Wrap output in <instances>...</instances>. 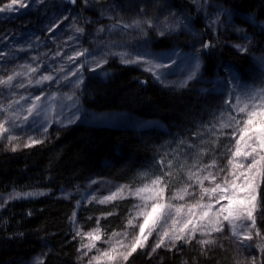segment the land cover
<instances>
[{"label": "trees", "instance_id": "obj_1", "mask_svg": "<svg viewBox=\"0 0 264 264\" xmlns=\"http://www.w3.org/2000/svg\"><path fill=\"white\" fill-rule=\"evenodd\" d=\"M211 1L236 13L250 15L256 21H264V0ZM48 2L50 5H60L62 0ZM114 2L121 3L125 8L129 4L126 0ZM172 2L174 6L187 4L183 0ZM40 7L36 4L21 9L20 13L7 18L0 14V40L4 41L0 43V49L5 52V57L0 59V78L6 79L11 75V69L13 71L16 67L22 70L28 65L35 67L29 63L33 57L43 60L54 55L74 33L69 21L61 23L53 32L45 33L43 29L49 20L55 18L58 9L40 11ZM83 15L90 19L99 18L98 13L94 15L93 11ZM191 16L190 25L197 33L199 45L202 39L208 38L216 44L211 55L200 57L205 76L209 79L224 77L228 74L225 66H231L241 82L251 85V77L258 76L263 70L252 61L251 55L245 58L244 54L232 47L238 42L237 38L227 31L214 33L201 15ZM105 22L106 19L103 20ZM240 25L252 35L254 42H261V33L248 26L246 21H241ZM90 31L93 36H81L79 48L91 50L93 41L98 37H95L94 29ZM33 34L42 37L39 47L19 50ZM152 39V50H188L189 37L185 33L163 43L160 37ZM5 60L8 61L7 66ZM105 69L107 75L103 78L83 71L84 81L78 87L83 89L81 106L94 112H127L141 120L160 122L163 129L114 128L80 123L50 126L43 143L19 147L16 152L5 150L4 139L0 136V194L13 190H48L57 193L81 184L89 177L122 183L136 189L149 183L152 172L159 167L157 160L160 157L169 162L175 184L200 165L201 160L207 159L210 154L203 153L201 156L200 152L216 138L208 125L214 122L212 113L220 103L219 93L206 99V94L199 90L195 82L186 87L163 86L153 82L146 72L120 64L114 58L102 65L101 70ZM12 83L16 84L14 80ZM0 90H3V86H0ZM201 125L203 127L198 135L190 137L189 134L196 132ZM192 139H195V146L188 148ZM219 139L226 143V139L221 136ZM181 140L184 145H181ZM175 190V186H171L165 195ZM51 195L10 201L7 208L0 211V264H27L42 251L47 253V264L83 263L77 259V250L85 239L83 236L72 239L74 230L69 221V217L73 216L75 198L64 200ZM131 209L130 200L114 201L108 205L90 203L81 208L77 218L84 230L97 228L101 241H104L114 233L125 230ZM29 211L31 216L28 215ZM108 212L112 214L108 215ZM18 232L24 234L22 238H10ZM148 251L150 247L138 249L126 264H238L232 258L231 251H221L214 246L211 255H201L200 246L192 248L190 245H185L182 251H169L161 247L151 256L143 254Z\"/></svg>", "mask_w": 264, "mask_h": 264}, {"label": "snow or ice", "instance_id": "obj_2", "mask_svg": "<svg viewBox=\"0 0 264 264\" xmlns=\"http://www.w3.org/2000/svg\"><path fill=\"white\" fill-rule=\"evenodd\" d=\"M39 4L40 11L49 8L58 9L55 18L47 22V26L43 29L45 33H51L60 26L64 21H69L74 29L73 35L69 36L70 40H74L80 44L81 36H93L90 29L95 30V37H99V43L103 45L99 50H89L85 48H74L71 55L65 54L66 58L72 61L74 67H67L61 63L60 69L62 74L49 72L46 66L42 72H39L37 78H28V86L33 83L39 86L38 94L25 98L23 94L19 95L18 100H12L7 105H0V136L8 141L4 145L5 150L16 152L20 147L19 144L11 142L18 139V135L14 132L16 128H23L26 132L31 124L17 123L21 119L23 113V121L28 122L29 117L32 118L31 123H39L43 119V112L48 105L43 101L49 97L61 93L63 88H76L70 94H66V99L70 101L63 105L70 115L66 118L67 123L71 124L75 120L81 118L80 96L83 89L78 86L83 83L84 76L79 69L85 67V61H91L88 64L86 71H96L102 65L107 64L109 58L113 54L122 55V63L137 64L145 66L146 70L153 68H169L170 64H176L177 58H181L182 54L176 49H172L165 53L141 52L139 49L147 48L153 43L152 33L161 38V43L165 40L180 34V29H190L188 18L181 15L176 16L169 11V15L174 18L169 20L167 16L161 19V16H149L148 6L152 5L160 8L161 12L169 10L173 5L169 4V0H129L128 7L125 8L121 3H116L114 0H109L108 3H101L100 0H62L60 5H50L48 0H0V14L6 18L14 14L20 13L21 9L31 8ZM208 7L207 0H201L197 4V11H204ZM93 11V14L98 13L99 18L90 19L83 15L86 12ZM180 11V10H177ZM225 9L222 7L215 8V16L209 15L208 28L218 33L223 21L220 19L225 14ZM133 12L134 15L124 20L122 14ZM112 21L111 24H104L103 20ZM255 24L254 17H250ZM80 21L81 23L77 24ZM98 26V27H97ZM67 27V25H66ZM236 31L242 32L243 36L238 39L242 43L233 44L232 47L240 54H244L245 58L251 55L254 47H258L254 43V38L249 36L244 29L236 28ZM261 32L264 33V26H261ZM79 33L80 35H76ZM113 34H122L125 37L132 36L133 38H143V43L137 44L129 49V46L123 43H114L111 40ZM109 37L107 43L103 37ZM42 39L40 35L33 34L29 41L22 45L19 50L24 47L34 49L39 47V42ZM53 39H55L53 37ZM0 40V43H3ZM47 47V45H45ZM216 44L210 39H202L199 48L193 46V54L190 57L192 63L187 69V74L182 82L183 86H188L189 81L201 82L200 75L202 55H211L215 50ZM262 55L256 59L259 60L261 68H264V48L258 49ZM54 55L59 56L57 51ZM84 56V60L77 61L76 58ZM5 57V52L0 49V59ZM35 60V57H33ZM149 61L152 66L148 67ZM8 61L5 60V66ZM39 64L35 67L30 66L31 73H37ZM225 71L228 73L222 79L210 80L208 85L203 89L206 93V99L213 97L215 92H219L220 103L216 105V111L212 113L213 123L208 127L215 134L216 138L211 140L208 146L201 149L200 155L209 153L207 159L201 160L200 165L195 167L194 171H189L187 177H181L179 181L173 184V173L169 162L164 161L163 157L157 160L159 167L152 172L149 178V183H145L135 190V195L141 201L150 199L151 204L141 203L134 205L137 209L136 215L129 214L128 226L138 227V233L132 235V239L126 244L121 242V251L117 253L116 248L110 246L111 250L96 249L100 255L88 256L94 247V243L84 245L81 243L77 250L79 255L78 260H84L87 257L86 264H102L107 261L108 264H115L117 260L126 262L137 249L145 247L148 237L152 234V229L146 227L153 223L160 212L165 208L168 209V216L161 225V231L157 233L150 251L143 253L146 256H151L157 249L161 247L167 248L169 251H182L185 245H190L192 248L200 246L201 255H211L213 246L223 247V239L227 237L229 241L235 245L238 250L250 251L253 248L252 242L258 237H264V231L261 226H258V221H264V72L258 76H252V83L248 85L240 83L238 77L232 70L231 66H225ZM99 74V73H98ZM107 75V70H104ZM26 73H13L8 75L6 79L0 78V84L7 85L8 88H25L24 80H18L16 84L12 81L16 76H27ZM153 75L157 80L163 82L165 73L153 71ZM75 77V79H71ZM48 83H45V82ZM64 81L65 83H61ZM146 83V82H145ZM55 88V92L52 89ZM258 89V91H257ZM24 101V103H21ZM40 101V105H37ZM16 105L17 107H13ZM227 113L228 119H224ZM62 115V113L58 114ZM218 121V130L217 123ZM64 123L63 120L60 121ZM203 125L196 129V132L190 133V137L198 135ZM41 128L44 132L48 130V124L45 121ZM231 131H226V130ZM220 136H226L227 142L220 141ZM43 143L42 139H34L28 137L24 147H32L35 144ZM184 145V141H180ZM213 145H218L213 147ZM195 146V139L190 140L188 148ZM156 158H154L155 160ZM207 182V183H206ZM171 186H175L176 191L171 195L167 204L163 202L164 194ZM148 191L150 194L146 198L140 193ZM32 193H26L25 196H31ZM22 198L15 190L9 193L5 198H0V211L7 208L8 202ZM111 197H108L110 199ZM192 203L188 205L187 200ZM185 201L184 205L177 206L173 201ZM79 204V202H77ZM187 211V217L182 221V226L167 230L165 225L167 220L172 218V211L179 214L182 210ZM193 209H199L194 212ZM111 215V212L107 213ZM31 216V211L28 212ZM76 213L69 217V221L74 230L72 239L83 235L78 229V221L75 220ZM137 217H142V222L135 223ZM236 221H246L247 223L237 224ZM175 222V221H173ZM7 223L6 221L4 222ZM191 225V227H189ZM231 235L229 236L228 233ZM98 229H94L88 233L89 241H95L100 237L94 235ZM22 232L14 233L10 238H22ZM113 235H116L115 233ZM127 235V233L123 234ZM259 249L260 256L250 254L248 257L250 264H264V242L255 245ZM87 249V251H85ZM50 251V249H49ZM32 264H47V253L41 252L36 257Z\"/></svg>", "mask_w": 264, "mask_h": 264}, {"label": "rangeland", "instance_id": "obj_3", "mask_svg": "<svg viewBox=\"0 0 264 264\" xmlns=\"http://www.w3.org/2000/svg\"><path fill=\"white\" fill-rule=\"evenodd\" d=\"M126 1L129 2V0H126ZM172 1L173 0H169L170 5H173ZM183 1L187 3L185 6L180 5V4H177L175 6L173 5L174 7H171L169 10H166L164 12L160 11V8L162 7V5H159L157 7H153L152 5H149L148 6V14H149V16H153V17L154 16H161V19H163V17L167 16L169 20H172L174 17L172 15H169V11L173 12L176 16L181 15V12H182V14L188 18L187 22L190 24H191V18H192L191 15H201L204 19V22L206 23V25L208 27V25H209L208 16L211 15L214 18L215 8L217 6L222 7V6L214 3L211 0H207L208 7L204 11L198 12L197 11V4H199L201 2V0H183ZM100 2L101 3H108L109 0H100ZM222 8H224V7H222ZM224 9L226 11H225V14L220 17V19L223 21V24L219 28V31H227V32L233 34L238 40V42H236V43H242L243 42L242 40L238 39L239 37L243 36V33L236 31L233 28V25H235L236 28L244 29L240 25L241 21H246L248 26L250 25L255 31H257L258 33H261L263 35L261 42H254L255 45L258 47H254L252 50V53H251L252 61H254L256 63V65H258L261 68L260 62L256 58H258L262 55V53L258 49L264 48V33L261 32V26H264V21H256L255 20V24H253L252 20L250 19V17H251L250 15H245V14H241V13L239 14V13H236L233 10L228 9V8H224ZM177 10H180V11H177ZM133 15H134L133 12H127V13L122 14V18L124 20H128ZM111 23H112V21L106 19V22H105L106 25L111 24ZM192 28L193 27H191V25H190V29H188V30H184L183 28L180 29V33H185L189 37L188 50L182 51V50L176 49L178 52H180L182 54V57L177 58L176 64H170V67L167 69H165V68H153L152 70H146L145 66H140L137 64H125V63L121 62V60H122L121 54H113L110 58H114V60H116L120 64L130 65V66H133L139 70L146 72L150 76L151 80L157 84H160L163 86L186 87V86H183L182 82H183V80L187 74V69H188L189 65L192 63V61L190 60V57L193 54V46H195L196 48H199V40L197 38V33ZM214 33H216V32H214ZM78 34L79 33H76V35H78ZM247 34L249 36H252L249 33H247ZM71 35H73V34H70V36ZM155 36H156V34L153 32L152 38H154ZM156 37H158V36H156ZM99 39L100 38L98 37L97 39H95L93 41L91 50H93V49L99 50L100 48L103 47V45L98 42ZM103 40L105 43H107L109 41V37L104 36ZM111 40L114 43L126 44L129 46V49H131V47L134 45L143 43V38H133L132 36L125 37L122 34H120V35L113 34V36L111 37ZM69 45H71V46L67 48V46H69ZM74 48H79L78 44L76 42H74V40H70L68 37L65 40L64 45H62V47L59 50V52H60L59 56L50 55L43 60L38 59V57H35V60L32 58V60L29 63L34 64V66L39 64V69H38L37 73H31L30 72V66L33 67L32 65H28L27 67H23V70L20 67L14 68L13 71L11 69V75L13 73H16V72L28 74L27 76H16L14 79L15 83L18 80L23 79L26 87L22 88V90H21V88H14V89L10 90L7 85L0 84V86H3V90H0V105H7L12 100H18L19 99V95H17L18 93L23 94L25 96V98L33 96L35 94H38L39 86H37V85H35V83H33V85L29 87L28 86V78H29V76L32 78H37L39 72H42L46 66L48 67L49 72H54L55 74H62L61 69H60L61 63L63 65H65V68L74 67L72 61L68 60L65 56L66 53L71 55ZM139 51H141V52L147 51V52H154V53H165V52H169L170 50L169 51L152 50L151 44H149L146 49L141 48V49H139ZM76 60L77 61L84 60V56L77 57ZM89 63H91V61H85V67L79 69V72L83 73V71L88 67ZM151 66H152V62L149 61L148 67H151ZM261 69L264 72V68H261ZM153 71L165 73V77H164L163 82H161L160 80H157L155 78V76L153 75ZM88 72L93 73V75L94 74L99 75V78H103V76L105 75L104 70H101V68L96 69V71H88ZM199 72H200V75L202 76V81L201 82L189 81L188 85L195 82V83H197V85H198L197 87L199 88V90L202 92H204L203 89H205V87L208 85V82L210 80L222 79L228 75V74H226L224 77L215 76V77L209 79L207 76H205V74L203 72L202 62H201V68H200ZM96 75H94V76H96ZM71 79H75V77H71ZM45 83H48V82L46 81ZM61 83L63 84L65 82L61 81ZM240 83L244 84L243 82H241V80H240ZM75 90H77V89L76 88H63L61 93H57L55 96L49 97L48 99L44 100L43 103L48 105V107H46L44 109L43 119H41L39 121V123H31V120H32L31 117H29L28 122H24L23 118H22L23 117V113H22L21 119L18 120L17 123L25 124V125L31 124V127H28L26 132L23 130L22 127L14 129V132L18 135V139L12 141L11 143L12 144H19L20 147H23L24 143L27 142V139L29 136L34 138V139H42L43 140L46 137L47 132H44L42 130L41 125L45 121L48 124V128L50 126L58 127V126L69 125V123H67L66 118L70 115V112L66 108H63L62 106L67 104V103H70V101H68L66 99V94H70L72 91H75ZM52 91L55 92V88H53ZM257 91H258V89H257ZM218 93L219 92L217 91L214 94H218ZM21 103H24V101H21ZM36 103L39 106L41 102L37 101ZM13 107H17V106L13 105ZM80 107H81V114H80L81 118L78 120H75L73 123H80V124H85V125L108 126V127H114V128L116 127V128L144 129V128H150V127H161L163 129V125L160 122L158 123L157 121L141 120V119L137 118L136 116H134L130 113H127V112H121V111L94 112V111L84 109L81 106V104H80ZM60 113H62V115H58ZM224 119H228L227 113H225ZM61 120L64 121L63 124H61V122H60ZM73 123H71V124H73ZM216 123H217V130H218V121ZM226 131H231V130L229 129ZM221 137L226 139V142H227L226 136H221ZM7 143H8V141L4 140L3 146ZM194 170L195 169H193L191 171H194ZM187 174H186L185 178L187 177ZM135 190L136 189H133V188L129 187L128 185H125L122 183H116V182H112V181H108V180H104V179H93L90 181V183L87 182L84 185V187L81 189L63 191V192L59 193V197H61L64 200H69L73 197L76 199L73 203L74 212L76 213V215L73 218L77 221H78V218H77L78 213L80 212V210L83 206H86L90 203L100 204V205H108L114 201H119V200H130L132 202V209H131L130 213H131V215L135 216L137 209L134 208V205L141 204V203L151 204V202H152L150 199H145L144 201H141L140 198L135 195ZM174 192H172L170 195L164 194L163 202L165 204H167L169 202L171 195ZM16 193H19L20 196L22 197L20 199H15L16 201L22 200V199L44 197V196H48L49 194H52L48 190H29V191L16 192ZM26 193H32V195L31 196H25ZM149 194L150 193L148 191H144V192L140 193L141 196H144L146 198L149 196ZM8 195H9V193L0 194V198H5ZM108 197H111V198L108 199ZM186 200H187V198H186ZM11 201H14V200H11ZM77 202H79V204ZM172 203H174L177 206H181V205L185 204V201L177 200V201H173ZM187 203H188V205H191L192 202L190 200H187ZM193 211L198 212L199 209H193ZM187 214L188 213H187L186 209L182 210L179 214H177L173 210L172 211V218L168 219L167 224L165 225L167 230L171 231L173 229H177V228L181 227L182 221H184L186 219ZM167 216H168V209L165 208L162 212H160L158 214L155 221L153 223H150V225L148 227H146V231H148V228L152 229V234L148 237L147 243H146L144 248L149 247L153 244L155 238L157 237V233L162 230L161 225L164 224V220ZM173 221H175V222H173ZM139 222H142V217H137L136 221H134V224L139 223ZM260 222L261 221H258V226L260 224H262L261 230H263L264 229V221L261 223ZM236 223L239 225V224H243V223H247V222L246 221H236ZM189 227H191V225ZM78 229L83 234L81 236H83L85 239L84 245H87L90 242L95 244V247L90 252H88V256L100 255V253H98L96 251V249H101L102 251L103 250H111L110 246L113 248H116L117 253H119L122 250L121 249V242L126 244L129 240L132 239V235L134 233H138V227L128 226V223H127L125 230L123 232L115 233L116 235H113L108 240L101 241V235H100L99 230H98L97 232L94 233V235H97L100 238L95 240V241H89L88 233L92 232L94 229H97V228H92V229H89L88 231L84 230L78 221ZM125 233H127L126 236L123 235ZM228 235L229 236L231 235L230 230H229ZM152 238H154V239H152ZM222 242L224 245L223 247H220L218 245H216L214 247H216L218 250H221V251H226V252L231 251L232 258L234 259L235 262H238V264H250L248 257L250 256V254H255L257 257L260 256L259 249H257L255 247V245L257 243L264 242V239H261L260 237H258L252 242H247V243L253 244V248L250 251H243L242 249L238 250L235 247V245H233L229 241V239L227 237H225ZM144 248H142V249H144ZM85 251H87V249H85ZM33 260L28 262L27 264H32ZM79 261L80 262L83 261L82 264H86L87 257H85L84 260H79ZM121 261L122 260H117L115 262V264H119ZM93 264H95V262H93ZM102 264H108V262L105 260L102 262Z\"/></svg>", "mask_w": 264, "mask_h": 264}, {"label": "bare ground", "instance_id": "obj_4", "mask_svg": "<svg viewBox=\"0 0 264 264\" xmlns=\"http://www.w3.org/2000/svg\"><path fill=\"white\" fill-rule=\"evenodd\" d=\"M116 128V127H115ZM89 179V180H88ZM87 180H85L84 182H82L81 184H75V185H73L72 187H69V188H66V189H62V190H60L59 192H57V193H52V197H54V198H57V199H62L61 197H59V193H61V192H63V191H70V190H76V189H81V188H83L84 187V185L88 182V183H90V181L91 180H93V179H98V178H93V177H89ZM50 195V194H49ZM74 198V197H73ZM73 198H71V199H73ZM71 199H69V200H71ZM76 200V199H75Z\"/></svg>", "mask_w": 264, "mask_h": 264}]
</instances>
